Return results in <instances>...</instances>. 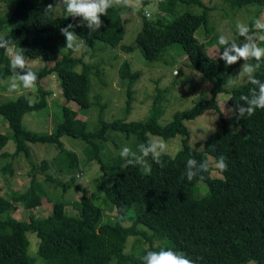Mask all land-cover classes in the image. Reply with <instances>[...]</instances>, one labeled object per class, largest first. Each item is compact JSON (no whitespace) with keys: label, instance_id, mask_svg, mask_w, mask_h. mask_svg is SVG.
<instances>
[{"label":"trees","instance_id":"trees-1","mask_svg":"<svg viewBox=\"0 0 264 264\" xmlns=\"http://www.w3.org/2000/svg\"><path fill=\"white\" fill-rule=\"evenodd\" d=\"M146 3L148 0H142ZM197 1L203 5L201 12L183 10L170 19L162 15L147 17L142 13V27L136 34V44L142 48L146 61H154L166 46L176 43L188 57V65L211 79L210 97L193 106L176 110L165 123L159 122L162 107L152 105L145 119L126 120L116 117L106 120L101 111L98 126L90 130L78 111L63 106V119L52 131H40L26 127L22 116L26 111L37 110L48 104L40 80L57 75L63 95L88 107L92 65L76 56L73 49L66 47V38L60 29L72 24L73 31L85 45L89 56L102 48L98 42L111 46L120 45L125 50L132 46L120 43L125 32V18L121 13L128 7H110L107 15H101L102 27L89 34L90 29L82 18L45 14L44 9L53 0H16L13 8V23L3 32L4 20H0V36L11 41L9 46L22 52L25 59L41 57L52 62L39 69H32L40 92L37 101L29 103V96L20 93L15 99L0 102V113L12 128V133L0 131V150L12 137L14 153L30 155L28 142H52L58 147L54 157L56 164L75 181L80 170L79 155L64 145L61 136L65 133L81 136L86 141L84 153L88 161L101 163V169L108 167L111 177L100 179V192L118 215L113 220L102 214L85 188L81 187L79 199L68 201L57 199L53 211L48 215L27 219L17 218L12 209L20 202L24 207H37L45 199L33 183L12 198L1 194L0 188V264H34L38 257L43 264H142L139 259L146 250L171 249L182 251L195 264H249L255 261L264 264V109H257L248 118L237 120L234 111L241 95L251 98V90L258 86L245 81L229 89L227 102L233 109L232 119L244 127V132L233 131L227 117L217 104V94L225 91V84L233 68L244 60L227 66L219 57L209 56L205 41L195 35L197 28L204 24L207 30L209 6L202 0H156L159 11L174 13L176 6L184 2ZM234 6L248 3H264V0H226ZM0 47V78L14 75L10 68V55ZM67 48V49H65ZM79 68V69H78ZM28 68L16 69L24 74ZM119 76L128 80L125 111L130 110L132 86L140 77V71H131L128 61L122 62ZM264 82V60L254 73ZM243 104L244 101H239ZM215 109L221 121V128L210 133L206 139L195 145L189 142L188 128L184 119L194 118L207 109ZM108 128L134 133L146 144L148 133L164 138L181 135V147L174 155L165 154L161 159L164 167L146 157L151 167L150 174H143L140 166L127 164L120 153L109 165L100 157L101 141L106 138ZM202 143V147H199ZM220 156L226 158L227 171L214 174L204 173V179L187 181L180 179L185 172L189 158L201 161ZM45 166V165H43ZM201 183L206 187L201 191ZM67 188V184L65 185ZM47 199L50 200L49 197ZM67 205L77 210L70 212ZM136 205L138 211L130 216V223L124 224L128 210ZM129 218V217H128ZM142 226V227H140ZM34 231L39 237L35 255L28 252L27 231ZM128 235H140L147 239V245L139 252H127L125 242ZM159 240L157 244L153 239Z\"/></svg>","mask_w":264,"mask_h":264},{"label":"rangeland","instance_id":"rangeland-1","mask_svg":"<svg viewBox=\"0 0 264 264\" xmlns=\"http://www.w3.org/2000/svg\"><path fill=\"white\" fill-rule=\"evenodd\" d=\"M209 8L208 29L204 24L200 25L195 31L199 40L205 41L209 56L219 57L226 47H231L233 41L238 45L245 43L243 37L239 36L236 23L237 21L251 27L256 19L264 22V3H248L241 6H232L226 0H202ZM16 0H0V20H4L3 32L8 31L13 23V8ZM131 9L123 13L125 18V32L120 43L132 46L125 50L120 45L111 46L105 42H98L101 49L97 50L93 56L85 52V45L78 37L81 47L74 51L76 56H81L83 61L92 65L89 75L90 91L88 94L91 104L88 107H81L73 100H67L63 95L60 79L57 75L49 74L40 80L48 104L37 110L26 111L22 116L23 124L31 129L40 131H52L55 125L63 119V106L68 105L78 111V116L85 119L87 129H94L98 126V117L101 111L102 117L111 120L122 117L126 120L145 119L152 105L159 104L162 107L159 122L165 123L172 118L173 113L178 109H185L210 97L211 79L202 75L197 70L189 67L187 54L179 49L176 43H172L160 52L154 61H146L143 56L142 48L135 41V37L140 27H142V13L149 12L147 17L162 15L163 19H170L183 10L201 12L203 5L197 1L184 2L176 6L174 13L159 11L156 0H129ZM62 15V14H58ZM71 31V30H70ZM257 35L264 32L256 31ZM225 36L229 43L221 46L218 43L219 36ZM264 47V42L260 43ZM67 49V48H65ZM12 54L16 53L13 47L9 48ZM234 54V53H233ZM128 61L131 71H140V77L132 86L130 110L125 111L126 91L128 80L119 76L118 69L122 62ZM264 59H262L261 64ZM26 67L34 70L51 65L52 62H44L41 57L26 58ZM232 69L225 84V91L217 94V104L224 116L227 117L228 124L233 131L244 132V127L233 121V111L227 102L229 89L247 81V75H241L242 66ZM249 63H255L254 59ZM79 69V68H78ZM12 76L0 78V102L15 99L20 93L28 94L31 102L40 98V92L35 84L32 89L21 87L16 91H9L12 83ZM233 110V109H232ZM231 117V118H229ZM188 128L189 142L196 144L203 143L206 137L215 130L221 128V121L215 109H207L202 114L194 118L184 119ZM0 131L12 133L8 119L0 113ZM149 138L161 140L167 145V153L174 155L181 147V135L176 134L172 137L164 138L160 135L148 133ZM64 145L79 155L80 170L75 174V181L71 182V176L56 164L54 157L58 152V147L52 142H28L30 155L26 156L23 152L14 153L15 141L11 137L2 150H0V188L1 194L8 198L16 193L24 192L31 183L42 191L45 199L37 207H24L20 202L16 208L12 209V214L17 218L27 219L29 214L34 216L48 215L53 211V204L57 199L64 198L68 201L79 199L81 187L85 188L93 198L94 203L102 208V214L109 216L113 220L118 213L110 207L104 194L100 192V179L105 173V181L109 183L112 177L108 174V167L101 169V163L95 160L88 161L84 153L86 141L81 136L65 133L61 136ZM199 146L202 147L203 145ZM143 140L136 137L134 133L125 134L123 131L108 128L106 138L101 141L100 157L109 165L112 160L121 152L123 147L130 148L131 151L140 155V145ZM212 159V157H210ZM145 162L148 164L147 158ZM45 165V166H43ZM214 174L218 171L213 169ZM67 184V188L65 185ZM206 187L201 183V191ZM47 197L50 198L47 199ZM70 212H76L72 205H67ZM138 211V207L133 205L124 219V224L130 223V216ZM129 217V218H128ZM142 227V226H140ZM29 239L28 252L36 254L39 237L34 231H27ZM159 240L153 239L157 244ZM147 245V239L140 235H128L125 242L127 252H139ZM34 264H43V259L38 257ZM249 264H257L251 261Z\"/></svg>","mask_w":264,"mask_h":264},{"label":"clouds","instance_id":"clouds-1","mask_svg":"<svg viewBox=\"0 0 264 264\" xmlns=\"http://www.w3.org/2000/svg\"><path fill=\"white\" fill-rule=\"evenodd\" d=\"M114 6L128 7L129 0H53L52 3H49L45 7L44 13L47 15L55 12L57 14H67V17L73 19L82 18L87 28L90 29L89 34H91L97 32L102 27L101 15H107V10ZM121 15L123 16V13ZM73 27L72 24H68L67 27L61 28L60 32L66 38V47L78 51L81 43L78 41V36L69 30ZM236 29L239 36L243 37L246 42L241 46L233 41L231 47H226L222 54L218 53L219 58L225 61L226 67L244 60L245 63L242 66L241 75L246 74L248 82L258 86L259 89L258 94L256 93V89L253 88L251 90V98L248 95H241L239 97L234 110L237 113L235 118L239 120L251 117L258 108L264 109V82L257 79L254 75L260 68L262 59H264V47L260 46V43L264 42V34H256L257 30L264 32V22L256 19L254 24L249 27L237 21ZM218 43L224 46L229 41L225 36L221 35L218 38ZM10 44L11 41L0 36V47L4 48L6 52H8ZM253 59L255 63H249ZM26 63L27 61L22 52L10 55V68L14 74L11 78L12 83L8 88L10 92L18 90L21 85L24 89H32L34 87L37 75L32 68H28L24 74L16 72L18 68L25 69ZM239 101H244V103L240 104ZM29 103L31 104L30 99ZM231 111L233 110L228 109V112ZM165 154H168L166 143L154 138H149L146 144L140 145V155H137L128 147H123L120 152V156L126 159L128 165L140 166L143 174L146 175L151 173V167L145 162L144 158L151 156L157 165L164 167L161 157ZM227 168L228 165L224 156H220L216 160L205 158L201 161L189 158L186 162L185 172L181 175L180 179L183 180L186 177L189 182L195 178L202 180L205 178L204 173H210L213 169L222 173L227 171ZM139 259L142 264H195L184 252L163 248L159 251L146 250L145 254L140 256Z\"/></svg>","mask_w":264,"mask_h":264},{"label":"built area","instance_id":"built-area-1","mask_svg":"<svg viewBox=\"0 0 264 264\" xmlns=\"http://www.w3.org/2000/svg\"><path fill=\"white\" fill-rule=\"evenodd\" d=\"M146 14L148 15V14H149V12L147 11V12H146Z\"/></svg>","mask_w":264,"mask_h":264}]
</instances>
